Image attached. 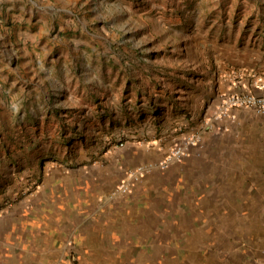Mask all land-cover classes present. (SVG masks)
<instances>
[{
  "label": "rangeland",
  "instance_id": "374dc122",
  "mask_svg": "<svg viewBox=\"0 0 264 264\" xmlns=\"http://www.w3.org/2000/svg\"><path fill=\"white\" fill-rule=\"evenodd\" d=\"M241 73H264V0H0V220L191 143L125 193L195 198L171 247L57 264H264V117L216 120Z\"/></svg>",
  "mask_w": 264,
  "mask_h": 264
},
{
  "label": "crops",
  "instance_id": "0c3cea01",
  "mask_svg": "<svg viewBox=\"0 0 264 264\" xmlns=\"http://www.w3.org/2000/svg\"><path fill=\"white\" fill-rule=\"evenodd\" d=\"M116 181L96 170L80 176L78 190L63 193L60 206L6 212L0 220V264H57L63 259L88 263L120 255L143 259L149 247H171V222H184L187 215L182 212L193 211L195 198L164 190L158 175L130 194H114Z\"/></svg>",
  "mask_w": 264,
  "mask_h": 264
},
{
  "label": "built area",
  "instance_id": "2783aa9c",
  "mask_svg": "<svg viewBox=\"0 0 264 264\" xmlns=\"http://www.w3.org/2000/svg\"><path fill=\"white\" fill-rule=\"evenodd\" d=\"M238 110L264 117V73L234 74L232 80L229 81V92L219 94L216 120L235 121L234 112ZM190 145L191 143H187L174 149L172 154L160 162L140 167L127 182L118 188L115 194L127 193L132 180L134 181L157 168L165 169L175 160L185 157L189 153Z\"/></svg>",
  "mask_w": 264,
  "mask_h": 264
},
{
  "label": "trees",
  "instance_id": "16d2710c",
  "mask_svg": "<svg viewBox=\"0 0 264 264\" xmlns=\"http://www.w3.org/2000/svg\"><path fill=\"white\" fill-rule=\"evenodd\" d=\"M63 145H67L66 143H63Z\"/></svg>",
  "mask_w": 264,
  "mask_h": 264
}]
</instances>
